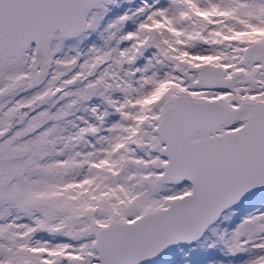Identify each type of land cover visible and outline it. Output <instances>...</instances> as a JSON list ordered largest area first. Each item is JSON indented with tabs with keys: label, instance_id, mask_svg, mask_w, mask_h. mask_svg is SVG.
<instances>
[{
	"label": "snow or ice",
	"instance_id": "1",
	"mask_svg": "<svg viewBox=\"0 0 264 264\" xmlns=\"http://www.w3.org/2000/svg\"><path fill=\"white\" fill-rule=\"evenodd\" d=\"M0 264H264V0H0Z\"/></svg>",
	"mask_w": 264,
	"mask_h": 264
}]
</instances>
